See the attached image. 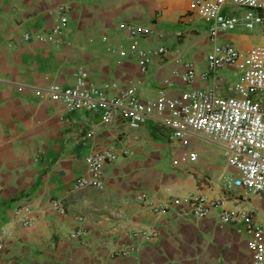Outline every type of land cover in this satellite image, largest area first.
I'll use <instances>...</instances> for the list:
<instances>
[{"label":"crops","instance_id":"obj_1","mask_svg":"<svg viewBox=\"0 0 264 264\" xmlns=\"http://www.w3.org/2000/svg\"><path fill=\"white\" fill-rule=\"evenodd\" d=\"M62 6L69 7L62 43L37 41ZM225 6L221 14L233 15ZM130 26L150 31L137 39L138 48L169 50L143 74L135 57L119 54L131 45ZM207 28L188 0H0V264H251V235L243 224L194 219L186 205L151 210L199 194L224 200L229 210L245 208L264 226L262 197L231 185L239 173L228 165L221 143L200 135L169 140L170 131L152 120L136 130L119 122L106 126L100 112L68 113L44 91L52 83L72 86L74 75L86 71L94 86L133 85L143 100L155 98L165 81L173 83L166 90L173 98L204 87L229 95L224 73L236 75L232 83L238 79L230 68L193 85L173 71L191 63L200 75L213 44L243 50L264 32L251 45L247 35L253 32L241 22L214 41ZM95 148H111L117 156L103 170L104 187L75 190L87 171L84 158ZM53 200L64 214L50 208ZM17 207L30 210V227L14 220ZM76 231L81 234L74 236ZM142 231L154 236L144 240Z\"/></svg>","mask_w":264,"mask_h":264},{"label":"built area","instance_id":"obj_2","mask_svg":"<svg viewBox=\"0 0 264 264\" xmlns=\"http://www.w3.org/2000/svg\"><path fill=\"white\" fill-rule=\"evenodd\" d=\"M192 9L208 24L207 32L211 41L220 34L236 29L239 22L252 31L256 26H263L264 0H188ZM244 10L242 18L234 15L224 16L221 9L227 4ZM68 6L58 9L57 18L44 35L35 38L43 43H62V31L67 24ZM131 45L121 56L135 57L140 72L145 73L149 64L156 57L169 55V50L158 47L150 51L138 48L137 39L148 37L149 29L142 26L127 27ZM30 36L25 34L24 41ZM180 63V61H178ZM183 72L173 71V76L185 85H193L198 78L206 82L209 77L230 68L238 79L229 84V95L222 96L214 87L192 89L181 97L173 98L166 90L172 88L171 81H165L158 90L156 97L143 100L139 97L137 88L133 85L117 90L115 83L100 89L88 81V73L79 71L74 75V84L61 87L49 84L45 88L48 98L59 102L68 113L88 109L100 112L103 125L111 126L117 122L128 129L136 130L145 122L152 120L161 127L168 129L169 140H185L189 136H203L206 139L221 143L226 152L227 163L236 169L239 177L231 182L234 187L260 195L264 207V36L261 41L247 49H237L232 45L213 44L206 54V69L197 75L193 64H183ZM117 90V91H116ZM115 91L110 95V92ZM182 157L194 162V153H183ZM117 156L111 148L93 149L84 158L86 174L77 179L73 188L102 189L103 170L107 164L113 163ZM138 200L145 201L141 195ZM224 200H210L204 195L187 194L182 199H174L168 205L153 207L154 213H166L174 207L187 206V213L194 219H204L213 216L223 227H234L243 224L251 235L249 249L252 254L251 264H264V226L255 220L245 208L226 209ZM50 208L59 214H64L58 200L50 203ZM14 220L22 227H30L33 220L29 217L27 207H17L12 211ZM82 222V219H76ZM76 231L74 236H79ZM144 240H149L154 233L142 231L139 233ZM4 244L0 241V251ZM125 255V252H122Z\"/></svg>","mask_w":264,"mask_h":264},{"label":"rangeland","instance_id":"obj_3","mask_svg":"<svg viewBox=\"0 0 264 264\" xmlns=\"http://www.w3.org/2000/svg\"><path fill=\"white\" fill-rule=\"evenodd\" d=\"M227 10H228L229 13L232 12V14L234 16H237V17H241L244 14V10L243 9H241L239 7H235V6H228V7L225 8L226 12H227ZM260 15L264 18V12L260 13ZM251 32H253V33H249L247 35V39H248V42L251 45H255L256 43H258L262 33L264 32V24H263V26H256L254 28V30L251 31ZM224 76L229 78L230 85L235 83V82L232 83V81H234V79L236 78L235 77L236 75L234 76L233 73H227L226 72V73H224ZM236 81H237V79H236Z\"/></svg>","mask_w":264,"mask_h":264}]
</instances>
